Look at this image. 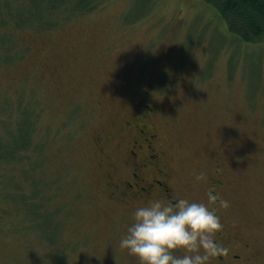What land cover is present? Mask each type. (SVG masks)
Segmentation results:
<instances>
[{"label":"rangeland","instance_id":"1","mask_svg":"<svg viewBox=\"0 0 264 264\" xmlns=\"http://www.w3.org/2000/svg\"><path fill=\"white\" fill-rule=\"evenodd\" d=\"M15 40L21 56L0 59V144L27 109L41 152L0 160V264H141L119 240L146 201L112 198L106 182L126 172L123 127L143 90L177 196L207 202L222 158L217 193L230 205L209 207L249 264H264V38L239 43L201 0H102ZM37 160L31 197L23 175ZM46 212L52 237L36 222Z\"/></svg>","mask_w":264,"mask_h":264},{"label":"trees","instance_id":"2","mask_svg":"<svg viewBox=\"0 0 264 264\" xmlns=\"http://www.w3.org/2000/svg\"><path fill=\"white\" fill-rule=\"evenodd\" d=\"M201 1L215 10L226 31L239 43L258 44L264 38V0ZM101 5L102 0H0V59L5 61L21 56L18 50H15L19 46L15 40L16 32L23 30L48 31L76 15L98 9ZM23 110L26 116L25 118L21 117L23 120L20 121L18 118ZM20 113L15 119L14 126L5 131L4 135L7 140L0 144V160H30L28 152H41L39 144L32 147L33 121L29 111L20 109ZM38 160L32 162L28 171H25L23 175V179L30 184L28 194H31V197L39 194L42 189L40 180L33 175V168L38 165ZM23 198L26 199V197ZM20 199L22 200V198ZM48 214V212L39 213L40 219L38 218L36 222L42 232L52 237L48 234H55L56 225L54 222L47 223L48 227L41 224L42 219L45 220Z\"/></svg>","mask_w":264,"mask_h":264},{"label":"clouds","instance_id":"3","mask_svg":"<svg viewBox=\"0 0 264 264\" xmlns=\"http://www.w3.org/2000/svg\"><path fill=\"white\" fill-rule=\"evenodd\" d=\"M217 202L225 208L230 205L211 188L207 202L186 197L149 199L134 209L119 246L141 264H209L212 258L228 252L216 239L223 224L209 205Z\"/></svg>","mask_w":264,"mask_h":264},{"label":"flooded vegetation","instance_id":"4","mask_svg":"<svg viewBox=\"0 0 264 264\" xmlns=\"http://www.w3.org/2000/svg\"><path fill=\"white\" fill-rule=\"evenodd\" d=\"M155 102L148 90H143L137 105L131 111L130 121L124 123L123 129L128 131L130 140L124 148L122 165L126 170L121 180H114L113 172L107 176L106 186L112 198L119 200L148 201L161 198L165 201L180 198L173 184V173L167 163L166 152L161 145L155 116ZM100 141V142H99ZM95 144L103 152V139L98 136ZM218 169L215 175L209 177L208 189L217 192L225 183L222 173V158L216 156ZM207 189V190H208ZM175 190V191H174ZM218 215V214H217ZM216 239L228 248L225 255L214 257L216 264H249V258L242 256L232 245V236L224 228L217 233ZM243 249H248L249 243L241 242Z\"/></svg>","mask_w":264,"mask_h":264}]
</instances>
